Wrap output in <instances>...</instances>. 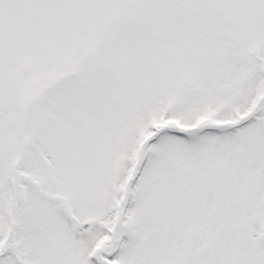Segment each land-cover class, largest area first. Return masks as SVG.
Here are the masks:
<instances>
[{"label": "snow or ice", "instance_id": "snow-or-ice-1", "mask_svg": "<svg viewBox=\"0 0 264 264\" xmlns=\"http://www.w3.org/2000/svg\"><path fill=\"white\" fill-rule=\"evenodd\" d=\"M0 264H264V0H0Z\"/></svg>", "mask_w": 264, "mask_h": 264}]
</instances>
